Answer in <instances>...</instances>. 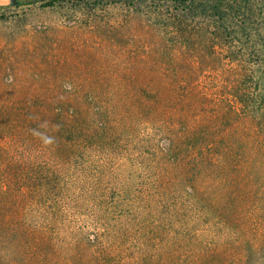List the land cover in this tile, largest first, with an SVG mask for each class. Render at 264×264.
Returning a JSON list of instances; mask_svg holds the SVG:
<instances>
[{
	"label": "rangeland",
	"instance_id": "rangeland-1",
	"mask_svg": "<svg viewBox=\"0 0 264 264\" xmlns=\"http://www.w3.org/2000/svg\"><path fill=\"white\" fill-rule=\"evenodd\" d=\"M44 1L0 0V104L53 114L49 101H71L60 114L115 115L125 142L76 150L68 180L86 192L25 217L46 255L1 226L0 264H264V80L245 87L233 64L201 70L158 51L146 20L123 22L120 8L117 39ZM170 132L182 143L162 171Z\"/></svg>",
	"mask_w": 264,
	"mask_h": 264
},
{
	"label": "trees",
	"instance_id": "trees-1",
	"mask_svg": "<svg viewBox=\"0 0 264 264\" xmlns=\"http://www.w3.org/2000/svg\"><path fill=\"white\" fill-rule=\"evenodd\" d=\"M44 5L70 7L78 13L80 24L117 39L123 25L112 20L116 17L113 10L120 8L118 18L123 22L146 20L147 27L162 39L155 45L160 52H184L201 70L233 64L245 87L252 83L259 88L264 80V0H45ZM5 17L0 13V19ZM239 93L246 106L255 102L248 92ZM25 101L3 100L0 104V227L7 228L4 238L17 234L21 241L39 244L36 256H43L48 238L29 228L28 209L40 211L59 197L75 202L73 192L87 190L85 180L75 186L68 180L75 171L70 163L75 151L119 149L125 137L115 115L60 114L66 107L70 113L75 111L71 101H49V109L56 108L58 113L39 114L32 109L38 100L27 106ZM23 109L29 114H23ZM165 135L166 169L162 171H169V164L177 158L174 148L182 139L171 132Z\"/></svg>",
	"mask_w": 264,
	"mask_h": 264
},
{
	"label": "water",
	"instance_id": "water-1",
	"mask_svg": "<svg viewBox=\"0 0 264 264\" xmlns=\"http://www.w3.org/2000/svg\"><path fill=\"white\" fill-rule=\"evenodd\" d=\"M24 0H11L12 4H21ZM27 1H32V0H27ZM33 1H37V0H33Z\"/></svg>",
	"mask_w": 264,
	"mask_h": 264
}]
</instances>
